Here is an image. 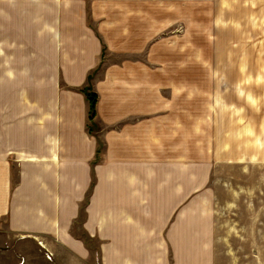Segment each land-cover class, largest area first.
Masks as SVG:
<instances>
[{
    "label": "crops",
    "instance_id": "0c3cea01",
    "mask_svg": "<svg viewBox=\"0 0 264 264\" xmlns=\"http://www.w3.org/2000/svg\"><path fill=\"white\" fill-rule=\"evenodd\" d=\"M13 6L0 11L8 19L4 47L14 51L15 65L26 61L31 88L10 100L0 94V242L14 241L12 253L0 258L214 264L212 208L185 200L177 166L156 167L153 112L160 107L152 109L151 72L139 67L119 75L108 67L93 77L99 130L93 137L79 90L99 63V42L83 11L44 7L49 12L31 15L38 24L25 32L24 10ZM169 160L178 165L181 157L160 162Z\"/></svg>",
    "mask_w": 264,
    "mask_h": 264
},
{
    "label": "rangeland",
    "instance_id": "374dc122",
    "mask_svg": "<svg viewBox=\"0 0 264 264\" xmlns=\"http://www.w3.org/2000/svg\"><path fill=\"white\" fill-rule=\"evenodd\" d=\"M13 4L24 10L25 32L38 24L31 15L49 12L44 7L83 11L99 42V63L80 92H93L91 80L108 67L119 75L151 72L152 109L160 107L153 112V152L160 161L181 157L178 165L156 167H178L185 200L212 208L214 264H264V0H0V11ZM6 17L0 15L1 48ZM12 56L0 49L5 100L31 88L26 61L15 65ZM93 119L87 112L88 133L96 137ZM13 249L14 241L0 242V256Z\"/></svg>",
    "mask_w": 264,
    "mask_h": 264
},
{
    "label": "trees",
    "instance_id": "16d2710c",
    "mask_svg": "<svg viewBox=\"0 0 264 264\" xmlns=\"http://www.w3.org/2000/svg\"><path fill=\"white\" fill-rule=\"evenodd\" d=\"M81 93L85 96L86 100L89 104V110H88V119L91 121L93 117L95 116V103L97 96L89 90V88H84L81 90ZM91 128L89 126V132H91Z\"/></svg>",
    "mask_w": 264,
    "mask_h": 264
}]
</instances>
